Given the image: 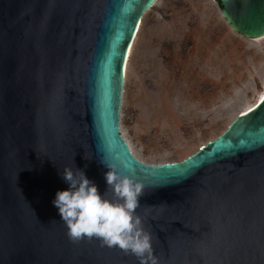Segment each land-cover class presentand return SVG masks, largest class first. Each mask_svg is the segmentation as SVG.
Wrapping results in <instances>:
<instances>
[{"label": "water", "instance_id": "1", "mask_svg": "<svg viewBox=\"0 0 264 264\" xmlns=\"http://www.w3.org/2000/svg\"><path fill=\"white\" fill-rule=\"evenodd\" d=\"M216 1L234 30L264 36V0ZM155 2L0 0V264H139L70 240L53 204L67 165L104 191L109 152L145 185L159 264H264V97L182 160L145 162L121 133L128 48Z\"/></svg>", "mask_w": 264, "mask_h": 264}, {"label": "rangeland", "instance_id": "2", "mask_svg": "<svg viewBox=\"0 0 264 264\" xmlns=\"http://www.w3.org/2000/svg\"><path fill=\"white\" fill-rule=\"evenodd\" d=\"M132 50L120 130L148 163L192 154L264 92V37L234 30L216 0H156Z\"/></svg>", "mask_w": 264, "mask_h": 264}, {"label": "clouds", "instance_id": "3", "mask_svg": "<svg viewBox=\"0 0 264 264\" xmlns=\"http://www.w3.org/2000/svg\"><path fill=\"white\" fill-rule=\"evenodd\" d=\"M110 155L104 154L100 161L108 169L104 191L84 169L67 165L60 174L68 187L57 191L53 204L73 242L95 238L102 246L135 255L139 264H159L152 233L137 212L145 185L122 172V162L110 159Z\"/></svg>", "mask_w": 264, "mask_h": 264}, {"label": "bare ground", "instance_id": "4", "mask_svg": "<svg viewBox=\"0 0 264 264\" xmlns=\"http://www.w3.org/2000/svg\"><path fill=\"white\" fill-rule=\"evenodd\" d=\"M138 32H139V29L136 30V32H135V37H134L132 43L130 44V46H129V48H128L127 57H126L125 65H124V76L126 75V68H127V66H128V64H127V63H128V59H129V57H130L131 50H132V47H133V44H134V41H135V38H136ZM262 37H264V36H262ZM251 38L258 39V38H261V37H251ZM132 51H133V50H132ZM263 97H264V92L262 93L260 100H261ZM245 112H246V111H245ZM243 113H244V112H243Z\"/></svg>", "mask_w": 264, "mask_h": 264}]
</instances>
